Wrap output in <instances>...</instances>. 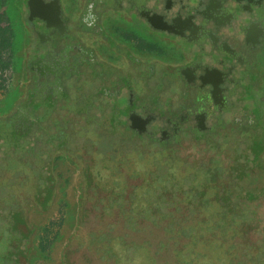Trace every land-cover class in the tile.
Segmentation results:
<instances>
[{"label": "flooded vegetation", "instance_id": "obj_1", "mask_svg": "<svg viewBox=\"0 0 264 264\" xmlns=\"http://www.w3.org/2000/svg\"><path fill=\"white\" fill-rule=\"evenodd\" d=\"M19 1L0 264H264V0Z\"/></svg>", "mask_w": 264, "mask_h": 264}, {"label": "rangeland", "instance_id": "obj_2", "mask_svg": "<svg viewBox=\"0 0 264 264\" xmlns=\"http://www.w3.org/2000/svg\"><path fill=\"white\" fill-rule=\"evenodd\" d=\"M5 7H7L8 9L6 10ZM15 7H16L17 17L19 16L21 18H24L23 13L25 11V8H23V1L20 0L15 5ZM3 9H4V11H6V14L9 13V15H7V16L12 18L13 12H12L11 2L10 3L7 2L6 5L3 7ZM2 15H5V14H2ZM68 16L69 15H67V16L65 15V17H68ZM2 21H3V24L6 23L5 16H3ZM21 37L22 36H21L20 32L16 33V36L14 39V44H13V51H14L13 53L15 55L14 68L17 72H20L22 69V64H21L22 63V61H21L22 57H21V55H19L20 52H18L19 50H21V47H22V38ZM7 38H8V35L5 36V39H7ZM96 51L100 55L101 50L97 48ZM14 55H13V57H14ZM0 59H1V64L3 65V67H0V119H4L3 117H5L6 114L11 110V108L13 106H15L14 104L17 102L18 99H20L22 97V95L20 96V94H18V95L15 94L14 96L9 97L6 101H3L5 98V94L8 92L9 89H11V86H12V84L10 82L12 70H11V65H10V60H9V50L5 46H0ZM99 59L102 62H108V59H104V57L99 58ZM81 82H82L83 86H84V84H86L84 79L81 80ZM82 90H85V89L82 87ZM81 102H83V99ZM116 102H118L120 104H121V102H124L123 97L121 96V97L117 98ZM83 104H84V102H83ZM4 130H6V132H3L0 134L4 138L3 144L7 148H12L13 145H15V143H14L13 139L11 138V135H9V129H2L0 126V131H4ZM0 157H1V155H0ZM215 161H217V160H215ZM68 198H69V196L67 197V199ZM69 199H71V198H69ZM60 217H61L60 211L58 209L54 208L46 215V218L45 217H35V222L39 223V225H41V226L48 225L49 230L51 231V237H52L54 232L60 231V230H62L65 235H66V232H67V234L68 233L70 234L72 232V230L69 231L68 228L64 225L62 227L58 226ZM31 224H33V223L31 222ZM42 232L43 231L41 229L39 231L37 230V233H42ZM64 243L65 242H63L61 245L55 244V243L47 244L46 245V251L43 254H41V253L39 254V252L36 249H34V250L32 249V252H31V257H33L32 264H58L60 257H61V254H62V251H63V247L65 245ZM34 245H36V242Z\"/></svg>", "mask_w": 264, "mask_h": 264}, {"label": "trees", "instance_id": "obj_3", "mask_svg": "<svg viewBox=\"0 0 264 264\" xmlns=\"http://www.w3.org/2000/svg\"><path fill=\"white\" fill-rule=\"evenodd\" d=\"M171 231V230H170ZM136 244H132V246H134V247H136V249H133V252H135V250H137L138 248H137V246H135ZM39 249L42 251V250H44L45 249V245L43 244H40V246H39ZM38 252H40V251H38ZM40 254V253H39Z\"/></svg>", "mask_w": 264, "mask_h": 264}, {"label": "crops", "instance_id": "obj_4", "mask_svg": "<svg viewBox=\"0 0 264 264\" xmlns=\"http://www.w3.org/2000/svg\"><path fill=\"white\" fill-rule=\"evenodd\" d=\"M0 67H3V65H2V64H0Z\"/></svg>", "mask_w": 264, "mask_h": 264}]
</instances>
